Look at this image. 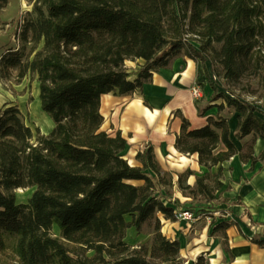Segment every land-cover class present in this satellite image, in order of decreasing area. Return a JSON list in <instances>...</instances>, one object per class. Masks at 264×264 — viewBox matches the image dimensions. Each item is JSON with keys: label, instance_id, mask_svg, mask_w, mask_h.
<instances>
[{"label": "trees", "instance_id": "16d2710c", "mask_svg": "<svg viewBox=\"0 0 264 264\" xmlns=\"http://www.w3.org/2000/svg\"><path fill=\"white\" fill-rule=\"evenodd\" d=\"M19 35V46L0 56L1 77L13 69L18 78L35 75L53 126L34 132L16 105L0 109V250L7 235L14 238L10 264H182L179 241L161 231L162 219L176 220L174 190L190 198L187 210L212 213L223 162L237 155L253 170L264 158L253 154L264 118L243 97L256 94V80L264 98V0H34ZM177 57L201 65L212 94L198 114L212 107L216 114L197 128L181 115L174 146L207 170L187 168L175 179L151 147L136 154L139 165L129 163L120 131L101 128L100 102L103 94L142 89ZM136 60L130 79L126 62ZM225 110L235 115L237 140L251 135L240 148ZM17 188H33L26 202L16 201ZM233 223L212 219L211 233L226 245ZM145 226L149 242H127L129 228L139 234ZM252 240L264 247V239Z\"/></svg>", "mask_w": 264, "mask_h": 264}, {"label": "crops", "instance_id": "0c3cea01", "mask_svg": "<svg viewBox=\"0 0 264 264\" xmlns=\"http://www.w3.org/2000/svg\"><path fill=\"white\" fill-rule=\"evenodd\" d=\"M137 61L139 65L133 69L130 79L136 77L142 63ZM201 73L200 64L187 57H177L168 68L154 72L151 81L142 89L128 95L108 93L101 96L100 112L104 118L101 128L110 133L120 131L127 141L122 154L130 164L139 165L136 154L151 147L157 162L175 179L187 168L198 175L207 170L198 163L196 154L180 153L174 146L181 115L189 121L191 128H197L207 123V116L216 114L212 111L216 110L215 107L206 110L204 116L198 114L197 105L201 108L210 105L201 106L202 96L195 99L190 91L197 81L204 83L202 79L205 77ZM230 114L233 115L232 112ZM228 124L230 137L240 148L251 135L242 140L235 138V115ZM263 146L264 140L257 139L253 147L254 156L261 153L264 156ZM222 165V186L216 191V199L211 205L216 210L204 215L201 212L194 214L196 219L193 221L162 219L161 231L167 238L179 241L182 264H264V247L252 240L264 239V168L253 171L254 166L249 170L250 164L242 163L237 155ZM188 183L194 185L195 176L191 175ZM173 198L178 200L177 210L190 205V198L177 189ZM212 219L216 222L222 219L234 221L225 231L226 245H223L221 233H211ZM132 232L136 234L135 243L128 239ZM144 235L129 228L126 240L137 246L145 242ZM144 238L151 240L149 236Z\"/></svg>", "mask_w": 264, "mask_h": 264}, {"label": "rangeland", "instance_id": "374dc122", "mask_svg": "<svg viewBox=\"0 0 264 264\" xmlns=\"http://www.w3.org/2000/svg\"><path fill=\"white\" fill-rule=\"evenodd\" d=\"M34 0H0V56L8 48H17L20 44V31L22 28L23 20L27 15L28 11L32 9ZM139 65V61H127L126 66L130 73H133V69ZM17 72L15 69L11 71L9 77H1L0 74V109L8 105H16L20 112L22 113L23 119L27 125L35 132L36 129L40 133L46 134L49 132L53 126L51 118L43 112L40 108L39 102V89L38 82L35 75L27 74L23 78H18L16 76ZM202 74V73H201ZM203 75V74H202ZM202 79V78H201ZM218 87L221 85L219 81L212 78ZM206 80V79H205ZM200 84L197 82L201 90L202 100H198L201 106L206 103H210V96L212 90L207 83V80ZM254 88L256 89L255 95H250L249 93H244L243 97L248 101H254L258 106L259 115L264 118V98L258 97L259 94L263 93V83L257 84L254 80ZM206 88V89H205ZM200 99V98H198ZM219 102V100L217 101ZM215 112L216 110H212ZM222 115L230 118H234V114H230L227 110L222 112ZM264 152V146L262 148ZM264 168V159L259 161L255 166L253 171H261ZM264 171V170H263ZM33 188H17L14 190L17 202H26L32 193ZM194 212H199L195 207ZM208 210H203L201 213H207ZM203 214V215H204ZM129 219V217H127ZM134 229V228H131ZM51 233L55 236H59V229L57 225H53ZM143 236V241L147 243L150 241L149 238H144L149 236L151 238V227L145 226ZM135 235L133 232L128 236V239L135 243ZM4 248L0 250V264H10L14 260L13 246L14 238L5 235L3 237Z\"/></svg>", "mask_w": 264, "mask_h": 264}, {"label": "built area", "instance_id": "2783aa9c", "mask_svg": "<svg viewBox=\"0 0 264 264\" xmlns=\"http://www.w3.org/2000/svg\"><path fill=\"white\" fill-rule=\"evenodd\" d=\"M191 94L193 98L198 99L201 97V90L198 84H194L191 89ZM176 219L180 220H187V221H193L195 220V215L192 211L187 210V209H179L175 213Z\"/></svg>", "mask_w": 264, "mask_h": 264}]
</instances>
